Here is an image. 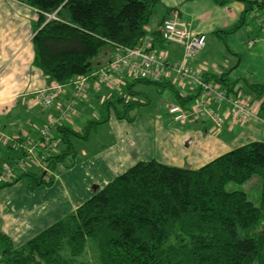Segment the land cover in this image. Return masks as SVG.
I'll return each instance as SVG.
<instances>
[{"label": "trees", "instance_id": "1", "mask_svg": "<svg viewBox=\"0 0 264 264\" xmlns=\"http://www.w3.org/2000/svg\"><path fill=\"white\" fill-rule=\"evenodd\" d=\"M212 1L217 6L233 1L244 6L241 20L226 34L241 29L248 16L260 26L254 39L264 31L263 0ZM25 4L37 15L31 40L33 66L48 87L67 86L76 78L107 69L119 51L138 48L146 37L152 50L165 51L169 44L161 37L163 22L173 13L180 20L178 11L171 10L149 32L158 0H25ZM202 76L249 105L259 102L264 120V82L242 78L228 85L226 75ZM129 78L123 79L126 97H116L117 91L104 86L93 89L100 100L105 97L103 91L111 94L104 108L113 110L119 120L149 103L131 91L133 86L167 88L164 80ZM175 97L184 108L192 104V97L181 98L179 93ZM52 130L55 153L37 155L46 171L34 168L18 174L12 182H0V190L22 179L31 189L51 185L53 178L46 173L74 157L70 139L88 137L63 124ZM12 151L18 160L25 157L20 149ZM253 178L259 186L257 205L244 192L227 191L228 185H242ZM0 244V264H91L84 259L88 246L95 251L96 264H264V143L234 149L197 170L154 160L138 162L22 247L14 249L1 232Z\"/></svg>", "mask_w": 264, "mask_h": 264}, {"label": "crops", "instance_id": "2", "mask_svg": "<svg viewBox=\"0 0 264 264\" xmlns=\"http://www.w3.org/2000/svg\"><path fill=\"white\" fill-rule=\"evenodd\" d=\"M186 4L187 6L192 5V7L185 6V13L181 10L167 7L158 17L154 29L149 30V32H153L158 28L160 20L167 12L177 10L180 20L185 22L194 34L203 35L206 39V45L198 58L187 64L190 69L208 78H220L226 75L225 79L228 85L242 78L255 83L264 82V31L258 34V38L254 39L260 26H254L252 30L251 28L248 29L246 28L248 26L246 21V24L241 29L226 34L241 20L244 6L235 1L229 2L225 6H217L212 4L211 0H195ZM204 9H206V14H210L213 17L207 20L203 19L205 15L204 13L201 14V12ZM36 20V12L25 4V0H0V169L10 164L7 163V160H10L13 164L15 161L18 162V158H16L18 155L12 151L13 149H20L24 152L37 143L39 131L45 126L43 124L47 123L51 118H55L54 115L57 117L58 109L68 102L71 93L69 91L64 92L69 85L65 86L63 93L56 97L54 101L55 114L52 113L49 116L43 112L42 109L44 107L35 100L36 92L48 88L45 78L33 66L34 53L31 40L34 36L33 28ZM219 31L220 33H218ZM220 35H224V40H226V44L223 43V45L228 56L227 59L223 60V63L216 61L217 59L214 55H207L206 53L208 37L217 39ZM250 43H252L251 46H249ZM165 52H167L168 59L172 64L178 63L182 58V49L176 45L167 46ZM164 81V83H167V88L165 89L170 90L174 97V100L167 104L165 109L170 104H176L175 93H179L182 98L192 97V104L196 101L197 91L175 80L171 72L165 77ZM92 85L93 82L89 80V92L84 99L78 101L77 107H86L89 99L100 100L98 99L99 95L96 94L98 91H94V88L91 87ZM135 86L131 88V91L138 93L134 91ZM159 89L163 90L162 88ZM103 92L105 97H103L101 102L104 99L106 101L111 95L109 92ZM85 99L87 100L84 101ZM250 103L254 118L246 124L233 122L223 107L216 108V111L224 118V124L218 128L211 125L208 121L176 124L167 114L171 119V129L180 127V130L182 128L181 132H178L179 138L188 128L196 127V135L190 137L191 144L188 149H185L189 151V163L191 165L184 167L182 163L176 161L168 165L176 168L197 170L234 149L251 143H264V120L260 116L259 102L250 101ZM70 116H77V114L72 110L68 119L61 122L59 126L63 124L68 127L71 124ZM97 127H86L83 130V133L85 132L88 136L85 141L88 140L89 134ZM72 130L76 132L74 129ZM190 134L192 135V132ZM9 147L11 150L7 149ZM193 155L195 158H192ZM116 164L122 167L121 170H125L123 173L128 170L125 169L127 162L124 158L116 160ZM34 168L46 171L45 167L40 163L38 166L33 164L25 170L15 168V177L29 170H35ZM46 174L49 175V171Z\"/></svg>", "mask_w": 264, "mask_h": 264}, {"label": "rangeland", "instance_id": "3", "mask_svg": "<svg viewBox=\"0 0 264 264\" xmlns=\"http://www.w3.org/2000/svg\"><path fill=\"white\" fill-rule=\"evenodd\" d=\"M194 1L158 0L148 29H154L158 17L167 7L185 13L186 3ZM187 7L191 8L192 5ZM202 13L205 20L213 17L206 14V9ZM247 25L246 28L251 30L257 26L250 16L247 17ZM223 43L226 44L224 35L217 39H207V55H214L216 61L221 63L228 58ZM65 91L72 92L71 87L67 86ZM134 91L142 93L149 103L136 108L129 114V118L123 120L117 119L113 110L107 113L104 108L105 99L102 102V99H89L84 108L77 107V104L74 106L77 116H70L69 128L82 134L86 127H98L89 134L87 141L77 137L70 139L74 157H67L49 172L53 178L51 185L31 189L27 179H22L13 187L0 190V232L9 238L14 249L22 247L42 231L73 213L78 205L123 173L125 170H121L122 167L116 164V160L120 158L127 162L126 170L138 161L154 160L166 166L175 161L182 163L184 167L191 165L189 151L185 149L191 144L190 137L196 135V127L188 128L181 138L178 132L182 128H170L171 119L165 106L174 100L172 92L168 89L160 90L153 85H136ZM114 95L126 97L127 93L122 88ZM42 110L47 116L52 115L54 105ZM94 122L103 123L95 125L92 124ZM192 158H195L194 155ZM227 191L244 192L257 205L259 186L256 178L242 185L230 184ZM1 251L0 244V254ZM84 257L91 264H96V254L91 246H88Z\"/></svg>", "mask_w": 264, "mask_h": 264}, {"label": "built area", "instance_id": "4", "mask_svg": "<svg viewBox=\"0 0 264 264\" xmlns=\"http://www.w3.org/2000/svg\"><path fill=\"white\" fill-rule=\"evenodd\" d=\"M161 37L167 44L176 45L182 49V58L178 63L172 64L167 52L152 50L151 39L146 37L138 48L119 51L107 64V69L89 77L73 80L69 84L72 92L68 102L58 109L57 117L51 118L47 125L39 131L37 143L24 151V158L18 162L15 161L12 166H4L0 169V182H12L16 178L15 168L25 170L33 164L38 166L39 152L42 158L49 152L55 153V146L50 138L51 129L66 121L78 101L85 98L89 89V80L94 81L95 90L104 86L118 92L124 86L123 79L134 77L159 82L171 72L175 80L197 91L196 101L187 108L179 104L167 106L166 112L174 123L208 121L218 128L224 124V118L216 111V108L222 107L235 123L246 124L254 118L251 106L241 96L230 94L218 82L205 81L202 74L188 67L187 64L195 61L205 47L206 39L203 35L194 34L185 23L178 19L177 13H173L171 19L163 22ZM251 45L252 43L249 46ZM64 87L53 86L40 90L36 92L35 100L45 109H50L56 97L63 93Z\"/></svg>", "mask_w": 264, "mask_h": 264}]
</instances>
